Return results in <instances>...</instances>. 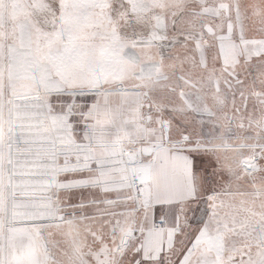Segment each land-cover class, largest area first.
Masks as SVG:
<instances>
[{
  "label": "snow or ice",
  "instance_id": "6c2138e0",
  "mask_svg": "<svg viewBox=\"0 0 264 264\" xmlns=\"http://www.w3.org/2000/svg\"><path fill=\"white\" fill-rule=\"evenodd\" d=\"M0 264H264V0H0Z\"/></svg>",
  "mask_w": 264,
  "mask_h": 264
}]
</instances>
